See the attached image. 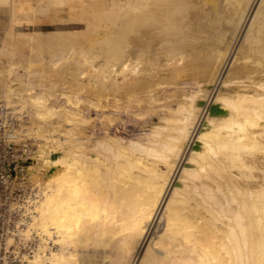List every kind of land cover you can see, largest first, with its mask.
<instances>
[{"label": "bare ground", "instance_id": "obj_1", "mask_svg": "<svg viewBox=\"0 0 264 264\" xmlns=\"http://www.w3.org/2000/svg\"><path fill=\"white\" fill-rule=\"evenodd\" d=\"M0 9L19 41L0 44V99L37 141L20 264H264V0ZM59 18L76 28L13 31ZM121 117L147 124L124 140Z\"/></svg>", "mask_w": 264, "mask_h": 264}, {"label": "rangeland", "instance_id": "obj_2", "mask_svg": "<svg viewBox=\"0 0 264 264\" xmlns=\"http://www.w3.org/2000/svg\"><path fill=\"white\" fill-rule=\"evenodd\" d=\"M0 13H1L0 44H1V41L11 43L13 39L7 37L8 36L7 34H9V32L5 31V29L9 25L8 12L6 9H0ZM21 20L22 19L17 21L15 28L13 30L16 35L17 34L18 35L19 34L25 35V34H28L29 32H32V31H54V29L55 30H68V29H75L76 28L75 26H73L67 22H64L63 18L62 19L59 18V20L54 21L52 24L51 23H49V24L48 23L47 24L42 23V24H40V26H42V27H38V26L32 27L29 20H22V21ZM61 22H62V24H61ZM10 33H13V32L11 31ZM14 41L15 42L17 41L16 43L19 44L18 40H13V42ZM32 77H33V75H32ZM32 77L30 76L29 78H32ZM32 80H33V78H32ZM43 83H44V81H43ZM56 83H58V84L56 85ZM45 84H47L46 81H45ZM54 84H55V86H54L53 90L60 92L61 89L57 88L60 83L58 81L57 82L55 81ZM60 88H62V86H60ZM56 89H58V90H56ZM89 99H90L89 95L87 96L86 94H84V101L88 102ZM87 102H86V104H87ZM5 104L6 103L4 101H2V99H0V114H1L2 119L5 116H9L12 118L14 117V118H13L12 125L10 123L9 128L5 132V133H7V135H3V137H2V146L0 149V171L2 174V176H1V188H0V210H1V249H0L1 250L0 251L1 252V255H0L1 261H0V264H20L19 260H17L18 258H17V255H15V252L18 251L21 254L23 252L28 253V252H30L29 248H30L31 244L23 246V245H21L22 243L19 242V238L17 236H15L16 235L15 234L16 228L17 227L22 228L23 227L22 221L26 219V217L22 216V212L19 211L20 209L18 206L21 204V201H24V199L31 196V192H32V191H30L32 187L29 186V184H25L26 182L24 180H23L24 182H22L21 178L25 176L24 174L28 171V168H30L29 167L30 159L32 158V156L35 152V147H34L35 144L34 143H37V141L35 139H33L31 136L27 137L23 133H19L20 134L19 135L18 133L15 132L16 134H14L13 131H17V130L21 131L20 130L21 127H19V129L17 128L21 123H22L21 124L22 129L25 126L26 127L30 126L29 122L26 123V121H29L28 116L26 113L16 115L15 112H17V111L13 110L14 109L13 107H10V108L8 107L9 109H7V106H6V108H5ZM84 107H86V106H84ZM85 110H86V112H85ZM85 110H83V113L85 116L90 117V118H91V116L93 117V121H95V123H94L95 128L94 129L96 130L98 135H101L106 130L110 131V129H108V126L106 125V123H102L100 116L97 115L94 110H92V109L89 110L88 107ZM14 115L17 118L16 120H15ZM120 119L122 121L119 122L120 120L118 119L119 123L117 122V119H116L115 123H116L117 129L115 130V132L118 136H120L124 140L134 138V137H138V135L144 129V126L147 124V121L144 123V122L135 121L132 118H127V117H121ZM16 128H17V130H16ZM16 135H18V136L16 137ZM19 136L21 138H19V140H18ZM15 139L18 140L17 143H16ZM16 174L17 175L19 174L20 176L18 175L19 176L18 177ZM21 175H22V177H21ZM13 204L16 207H14ZM12 206H13V208H12ZM18 222H20V223H18ZM16 223L18 225H16ZM10 237L14 238V241L18 245L20 251L15 249V247L7 246V240ZM22 246L26 247V248L21 249Z\"/></svg>", "mask_w": 264, "mask_h": 264}, {"label": "built area", "instance_id": "obj_3", "mask_svg": "<svg viewBox=\"0 0 264 264\" xmlns=\"http://www.w3.org/2000/svg\"><path fill=\"white\" fill-rule=\"evenodd\" d=\"M10 123H11V125L13 123V118L12 117L5 116L2 119L1 114H0V149H1V146H2V137H3V135H7V133H5V132L9 128V124ZM1 176H2V174H1V171H0V188H1ZM0 249H1V210H0ZM0 255H1V252H0ZM0 261H1V256H0Z\"/></svg>", "mask_w": 264, "mask_h": 264}, {"label": "crops", "instance_id": "obj_4", "mask_svg": "<svg viewBox=\"0 0 264 264\" xmlns=\"http://www.w3.org/2000/svg\"><path fill=\"white\" fill-rule=\"evenodd\" d=\"M0 20H1V13H0Z\"/></svg>", "mask_w": 264, "mask_h": 264}]
</instances>
